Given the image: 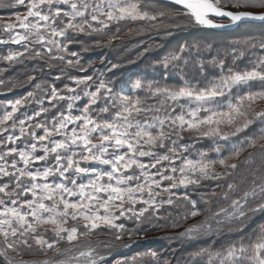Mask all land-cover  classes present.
<instances>
[{"label":"snow or ice","instance_id":"6c2138e0","mask_svg":"<svg viewBox=\"0 0 264 264\" xmlns=\"http://www.w3.org/2000/svg\"><path fill=\"white\" fill-rule=\"evenodd\" d=\"M170 3L179 7L167 9L168 13L197 26L216 29L250 20L264 22V0H233L232 8L250 9L243 11L225 10L228 0ZM0 8L11 9L15 15V23L0 24V45L11 43L23 48L0 55V60L16 63L25 55L40 59L47 55L49 61L58 60L85 73L71 77L75 87L65 85L66 92L53 84L44 96L49 107H44L41 99L37 101L40 110L31 116L19 111L33 97L31 92L25 101L10 102L0 113V255L5 264H14L9 252L19 256L22 248L33 247L46 251L58 248L61 242L78 246L81 237L105 228L114 230V238L121 240L125 228L117 221L143 222L157 216L162 203H174V190L199 186L203 180L224 175L215 173L217 162L226 173L239 167L228 165L225 159H213L196 147L200 140H212L217 155L220 142L230 145L237 157L245 146L256 148L257 137L245 133L256 122L264 125V110L251 109L252 104L264 99V58L250 69L229 67L225 71V61L213 57L208 63L219 69V75L208 78L203 59L188 46H181L162 62L166 73L169 68L175 70L178 83L137 80L125 91L124 86L87 75L78 53L69 45L80 34L106 32L112 22H155L166 15L165 11L152 12L143 0H0ZM20 9L26 10L24 15ZM216 18H227L230 23H216ZM238 43L244 49L257 44L264 49V38ZM189 64L198 66L199 72L190 76ZM65 75L62 68L55 79ZM256 81L261 87L253 91ZM4 84L0 80V86ZM35 87L40 89L41 85ZM141 91L144 96L138 95ZM62 101L68 102L66 109ZM185 133L195 135L186 141ZM259 151L264 153V144ZM161 192L169 194L167 201L159 199ZM178 198L191 204L185 219L200 214L197 202L187 193ZM222 198L230 199V204L213 213L211 220L218 226L237 222L239 227L229 234L238 238L215 251L202 248L192 252L191 264H201L205 256L208 264H264V225L244 236L248 227L244 221L250 223L256 213H264V176L253 175L243 189L230 183ZM212 231V223L205 219L179 235L195 241ZM96 243L111 247L107 241ZM151 257L157 259L156 253ZM57 264H108V257L89 241L85 250ZM123 264H138V257Z\"/></svg>","mask_w":264,"mask_h":264},{"label":"trees","instance_id":"16d2710c","mask_svg":"<svg viewBox=\"0 0 264 264\" xmlns=\"http://www.w3.org/2000/svg\"><path fill=\"white\" fill-rule=\"evenodd\" d=\"M149 2L151 1L143 0V3ZM169 8L172 7L164 6L158 3L153 4V10H151L152 12L165 11L166 15L162 19H158L155 22L144 21L138 23H131L129 29H131L132 31H130V33H136L138 35L141 33H151L153 34L151 36L163 37V35L167 33H177V31H179L180 29L179 27H169H172L174 24L179 22L182 25V29H184V27L185 29H191L193 25L192 22H190L187 18L184 17L178 19L174 18L171 13L167 12V9ZM188 32L176 36H170V38L168 39L156 37L152 38V40L150 41L156 42L158 47L153 53L147 54L146 57H144L143 63H147L148 67H153L158 63H162L166 58H164V56L171 55L174 52H177L181 46H188V48H190L193 53L197 54L200 58L203 59L205 64V75L208 78H211L213 75L219 74V69L213 67L211 64L208 63L210 60H212L213 57L223 59L226 63L225 71H227L229 67L239 69H250L251 67H253L254 63L258 59L263 57L255 56L254 54H252V52L264 55V49L259 48L258 44L256 47H248L244 49L241 47L240 43H238L249 38H254V42L264 38V24L242 26L238 30L228 33H217L213 31L199 29L197 30L196 28H193ZM120 33L122 34L121 28ZM104 39L106 38H103L99 41L101 42ZM197 46H199L198 53ZM241 53H243V55ZM2 65H4V61L0 60V80L4 77V70ZM187 71L188 74L191 76L192 74L199 72V67L194 66L193 64H189L187 67ZM161 75L163 78L167 75L168 79L166 80L164 78V82H160V85H169L172 81L179 82V77L176 74L175 70L172 68H169L167 73L164 68L162 70ZM152 78L158 79L161 78V76H151V74L145 75L146 80H151ZM259 83V81L253 82L252 87H254L255 89H259V87H261ZM4 85H7L9 87L12 86L13 83L10 81H5ZM21 99L22 101H25L24 98ZM37 101V99L32 98L27 102L23 103L24 107L29 111V114L32 115L34 111L40 110V104ZM153 102L155 103V101ZM44 107H49L48 102H44ZM263 108L264 100L262 99L258 100L251 106L252 111L255 112L262 111ZM38 119H43V116ZM250 132L251 129H248L246 130L245 134L251 137ZM184 135L185 139L187 140L190 135L195 134L185 133ZM209 141L211 140H200L196 145L202 148L203 150L205 148L206 152L210 151L212 153L214 148H209ZM261 144H264V140H260L257 138L256 148L245 146L238 157L233 155L228 158H224L228 165H239V167H237L234 171L226 173L225 168L217 162L214 165L215 173H223L224 175H221L219 179H208V182L204 181V183L202 184L205 185L204 187H206L207 191L202 197H199L198 190H195V192H191L190 190H179L183 194L187 193L190 200H195L197 202V207L200 211L199 215L195 217L189 216L187 219H185V215L192 210L191 204L186 205V201L176 197L173 199L174 203L172 208L170 209L172 214L168 219L173 223L185 222V224H189V226L192 225L194 222L196 223L204 221L205 219H209L212 224H216L215 221L211 220L213 213L218 211L220 208H224L228 205V203H230V199L226 200L222 198L223 194L228 190V185L231 183L243 189L249 185L252 179L250 178V176L254 175L256 171H260L262 168H264V158H262L264 157V153H261L259 151ZM250 153L253 154L251 159H249ZM212 158L215 159L214 157ZM216 160L218 161L219 159ZM253 219H256V221L253 223V228L251 229V231L247 232V234H244L246 238L249 236L248 234H252L254 230L258 231L260 226L264 225V213H256ZM223 224L219 226H222ZM234 225L237 226L236 223H234ZM224 233L225 232H223V234ZM220 238L221 237L216 236L211 239H216L215 243H218L217 240L220 241ZM237 238L238 237L235 235L231 238L226 237L224 240H226V243H228L229 241ZM61 245L65 250V242H61ZM204 247H207V245H204L202 243L189 244L183 247V249L177 248L176 246L171 247V253L170 255H168L167 260L170 262V264H182L180 262H177L178 257H180L182 261L192 252L202 249ZM219 247L221 246H218V248ZM21 252H25L26 257L33 258L42 257L46 254L51 253L52 250L40 251L39 249L33 247L31 250L22 248Z\"/></svg>","mask_w":264,"mask_h":264},{"label":"rangeland","instance_id":"374dc122","mask_svg":"<svg viewBox=\"0 0 264 264\" xmlns=\"http://www.w3.org/2000/svg\"><path fill=\"white\" fill-rule=\"evenodd\" d=\"M233 0H228V5L225 7L227 11H243V10H250V9H236L231 7V3ZM147 5V4H146ZM148 8L149 5H147ZM25 9H20L19 12L21 15ZM12 10L7 8H0V24L5 23H15V15L11 14ZM11 17V18H10ZM183 18V17H181ZM185 18V17H184ZM141 22V21H137ZM112 22L109 27V30L106 32H99L94 33L91 36H86L80 34L79 36L73 37L72 43L69 45L71 51L77 52L80 57V65L87 69L90 72V76L95 74V78L98 79H105V80H112V75L115 73H121L124 68L130 69L137 66L144 65L143 63L144 57L147 54L153 53L156 48L158 47L157 44L152 40L154 36L151 35H140L133 33L131 34L129 26L133 22ZM220 24H229L230 21H219ZM120 24V25H119ZM195 26L194 23H192ZM179 23L174 24L172 27H178ZM117 27L114 30L111 27ZM120 28L122 30V34L120 33ZM192 28H203L202 26L192 27ZM191 29H180L179 32L186 33ZM176 36V33L175 35ZM103 38V41H99ZM36 46V45H35ZM101 46V47H100ZM39 48V47H38ZM170 55H166L165 57H169ZM45 61V63H44ZM19 65L24 67L28 72H31L26 76V80L29 77L41 73V78L44 80H38V84L41 85V89H43L42 84L45 83L46 87L44 92L41 95V99H44V96L47 92L50 91V88L53 84L56 85L58 89L63 92H66L65 85H69L70 87H75L73 84L71 77H82L85 75L84 72L80 71L79 67L68 68L66 64L61 63L60 61H49L47 55L44 56L43 59L36 58L34 55H25L19 62ZM46 70H43V64ZM160 65L162 63H159ZM33 65V66H31ZM116 65V67H113ZM163 65V64H162ZM65 69L66 75L63 76L60 80H56L55 77L60 74L61 69ZM31 70V71H30ZM71 70L74 72L71 74ZM42 71V72H41ZM101 73L103 74L101 76ZM115 78L118 80V77L115 75ZM138 79L127 78L125 80L121 79L115 81L118 86H124L125 91H128L132 88V85ZM148 83V82H147ZM94 90V88H93ZM129 94H136V93H129ZM138 95L144 96L145 93L143 91L139 92ZM44 102H48L44 99ZM149 103H154L153 100L149 99ZM67 101L62 105L66 109ZM167 181L164 182L165 187L167 186ZM164 197H169L167 192H161L160 200ZM68 244V243H67ZM69 245V244H68ZM73 246V245H70ZM68 247V246H66ZM61 260H67L64 256V251L61 254ZM73 256V255H72ZM70 258V257H69ZM68 258V259H69ZM29 264H34L32 261Z\"/></svg>","mask_w":264,"mask_h":264}]
</instances>
